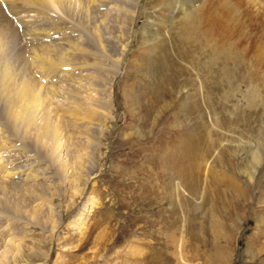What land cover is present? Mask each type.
Wrapping results in <instances>:
<instances>
[{"label": "rangeland", "instance_id": "obj_1", "mask_svg": "<svg viewBox=\"0 0 264 264\" xmlns=\"http://www.w3.org/2000/svg\"><path fill=\"white\" fill-rule=\"evenodd\" d=\"M179 1L131 0L136 17L113 84L114 119L84 192L74 196L77 182L58 185L46 189V202L19 187L28 226L20 240L0 246V264H264V157L249 178L264 146V7L261 0H205L210 13L224 14L212 31L195 16L171 18ZM1 2L9 6L0 5V29L11 32L3 41L13 59H26L29 33L17 30V13L5 12L23 1ZM41 9L29 6L52 33L58 9ZM167 15L172 24H164ZM7 57L15 72L20 60ZM4 106L0 99V127H15ZM11 136L30 144L18 129ZM39 157L52 159L46 151ZM59 173L57 165L46 170Z\"/></svg>", "mask_w": 264, "mask_h": 264}, {"label": "bare ground", "instance_id": "obj_2", "mask_svg": "<svg viewBox=\"0 0 264 264\" xmlns=\"http://www.w3.org/2000/svg\"><path fill=\"white\" fill-rule=\"evenodd\" d=\"M22 1L16 3L14 10L10 6L5 12L8 15L17 13L14 22L17 30L29 33L26 35L30 39L23 42L30 44L27 60L22 59L21 53L13 59L8 50L10 42L3 41L5 37L10 38L11 32L0 29V99L5 104L3 113L16 124L15 127H0V208L8 211L6 215L0 213V246L4 241L20 240L28 226L20 220L22 208L16 202L17 197H21L19 187L32 193L36 190L38 198L46 202L47 195L51 197L46 189L62 184L68 187L77 182L79 186L74 196L79 198L83 194L94 168L93 153L105 135L106 122L114 119L111 116L113 84L128 50L136 17V3L131 0ZM204 1L180 0L175 10H170L171 18L190 23L195 16L202 27L205 22L209 30H216L224 14H218V10L210 13ZM261 1L264 7V0ZM0 5L9 6L6 2ZM32 5H41L42 11L52 7L58 9L59 13L54 11L51 16V27L54 23L57 25L52 27V33L45 28L41 30L43 18L29 12ZM120 7L126 11L124 9L121 15H109L118 12ZM90 10L106 13L91 14ZM161 11L166 12L164 7ZM169 17L163 16L164 24H172ZM46 25L49 24H43ZM238 28L232 32L237 33ZM7 56L14 62L20 60L15 72L8 69L11 62ZM26 72L29 77L24 76ZM48 94L51 99H47ZM13 108H19L17 114ZM56 108L59 112H55ZM17 129L28 135V146L17 145L16 140L11 139L12 131ZM18 134L24 139L21 132ZM43 151L52 159H41L39 153ZM263 157L264 146L254 159L249 178L256 173ZM55 165L60 173L46 174V170ZM55 230L56 226L49 229L51 237ZM156 258L160 259L158 255Z\"/></svg>", "mask_w": 264, "mask_h": 264}]
</instances>
